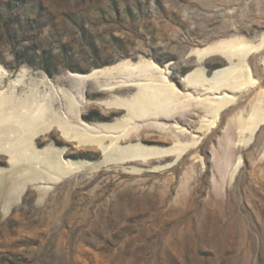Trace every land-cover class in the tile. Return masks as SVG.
<instances>
[{
    "label": "rangeland",
    "instance_id": "374dc122",
    "mask_svg": "<svg viewBox=\"0 0 264 264\" xmlns=\"http://www.w3.org/2000/svg\"><path fill=\"white\" fill-rule=\"evenodd\" d=\"M1 101L0 264H264V0H0Z\"/></svg>",
    "mask_w": 264,
    "mask_h": 264
},
{
    "label": "bare ground",
    "instance_id": "6f19581e",
    "mask_svg": "<svg viewBox=\"0 0 264 264\" xmlns=\"http://www.w3.org/2000/svg\"><path fill=\"white\" fill-rule=\"evenodd\" d=\"M138 85V84H137ZM139 86V85H138ZM219 90V89H218ZM224 90H227L226 88H223L222 89V91H220V92H216L215 93V95H214V97H212L211 99L210 98H206V99H204V102L206 101V102H208V101H211L212 99L213 100H220L219 102H221V100H223V99H226V98H228L229 96L226 94V93H224ZM156 98H157V96L155 95V97L153 98L154 99V101L153 102H155V100H156ZM194 99V98H193ZM194 100H197V98H195ZM2 102L3 101H1V103H0V111L3 109L2 107ZM203 101H201V103H202ZM0 114H1V112H0Z\"/></svg>",
    "mask_w": 264,
    "mask_h": 264
}]
</instances>
